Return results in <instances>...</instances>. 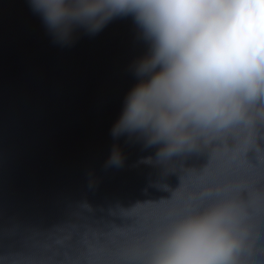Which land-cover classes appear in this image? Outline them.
<instances>
[{
    "label": "water",
    "instance_id": "water-1",
    "mask_svg": "<svg viewBox=\"0 0 264 264\" xmlns=\"http://www.w3.org/2000/svg\"><path fill=\"white\" fill-rule=\"evenodd\" d=\"M0 264H264V0H0Z\"/></svg>",
    "mask_w": 264,
    "mask_h": 264
}]
</instances>
